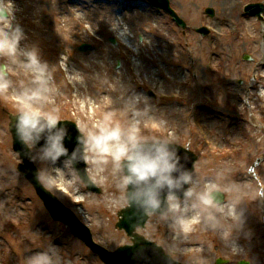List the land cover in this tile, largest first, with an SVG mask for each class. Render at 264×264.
Listing matches in <instances>:
<instances>
[{
	"label": "rangeland",
	"instance_id": "rangeland-1",
	"mask_svg": "<svg viewBox=\"0 0 264 264\" xmlns=\"http://www.w3.org/2000/svg\"><path fill=\"white\" fill-rule=\"evenodd\" d=\"M79 1L73 7L78 11L81 21L88 25L85 32L83 26L71 21L67 12L68 0L5 1L11 3L15 23H19L24 33L20 47L37 49L40 59L53 68L55 86L61 93L55 106H63L59 110L62 121L70 120V115L65 113L66 106L71 107V116L79 118L77 126H92L103 119L106 111L120 109L133 96L146 100L151 114L165 120L169 126L165 129L149 122L143 125L142 131L160 137L161 133L174 132L178 145L194 152L199 159L194 168L197 181L201 184L212 181L217 191L225 195L224 203L237 206L236 211L240 215L236 224L234 218L219 209L214 210L224 227L232 229L228 241L221 238L219 231L201 223L191 238L178 234L176 239H171L172 245H168V248H195L198 251V256L180 260L184 264H214V260L219 257L232 258L234 264L241 260L250 264H264V212L256 182L249 174L254 160L264 155V90L258 88L255 92L257 99L251 103L235 99V91L240 87L238 84L243 79L246 83L253 69L252 63L243 61V55L251 54L259 64L258 70H262L261 65L264 64V27L255 19L243 17V6L249 0H168L190 27L188 34L192 48L189 52L184 47L181 31L168 15L149 7L145 2L125 6L117 0ZM206 9L214 11L213 19L205 15ZM60 19L65 21L62 26L58 25ZM227 19L237 23L240 35L237 33L226 37L229 29ZM29 21L35 23V27H30ZM200 25L213 27L224 37L216 35L202 38L194 32ZM112 33H119L128 40L134 54L129 55L122 46H112L109 41V37H113ZM140 38L146 44L141 43ZM84 44L92 50L80 52L78 48ZM154 60L160 62L162 67L159 70L170 77L169 81L159 78ZM170 61L173 64L168 67L166 63ZM191 62L195 64L199 77L197 80H193L188 73ZM206 62L211 64L213 75L206 70ZM61 63L67 74L73 75L69 77L76 87V92L71 93L76 98L72 100L68 99L69 92L59 70ZM138 74L139 79L143 77L155 90L157 88L158 93L172 91L186 97L188 102H168L159 106L156 100H149L143 90L138 93L134 91L137 89L131 77H138ZM9 77L14 82H26L28 79L22 71L10 72ZM212 79L219 80V83L213 86L209 95L220 102V110L226 109L227 100H232V104L237 102V112H242V117L251 120V123H240L236 113L229 110L226 114L230 117H223L218 116L215 110L204 108L198 87ZM83 97L90 98L94 103H81ZM142 104H139L140 108L145 106ZM17 108L11 93L0 92V237L5 233L6 239V242L0 240V263L26 264L27 257L51 248L59 258V264H101L70 236L65 226L49 219L32 188L16 172L11 161L14 154L7 129V114H16ZM192 112L197 115L195 123L206 125L212 133V142L228 149L232 152L231 156L221 154L220 158H215L204 152L206 149L202 148L201 132L196 131L198 125L196 127L194 124L195 117L189 121L185 119ZM154 128L158 131L149 132V129ZM254 173L260 175L261 184L264 185V163L256 167ZM93 177L104 186V195L89 192L84 185L75 188L57 185L56 191L46 188L80 221L91 226L99 243L110 250L118 245L132 246V240L114 228L118 220L117 213L126 206L111 202L113 194L117 192L111 166H106L102 173H93ZM242 196H248L249 200L241 199ZM82 199L83 203L75 205ZM222 218H226L227 222L222 221ZM17 220L24 224L19 230L11 229V224ZM163 223L164 219L150 215L145 226L137 229L136 234L162 246ZM171 229L177 231L172 226ZM217 234L222 240L215 238ZM233 248L237 251L233 252ZM157 259L154 255L153 259L146 256L141 261L144 264H170L160 254H157Z\"/></svg>",
	"mask_w": 264,
	"mask_h": 264
},
{
	"label": "clouds",
	"instance_id": "clouds-1",
	"mask_svg": "<svg viewBox=\"0 0 264 264\" xmlns=\"http://www.w3.org/2000/svg\"><path fill=\"white\" fill-rule=\"evenodd\" d=\"M23 39V30L14 24L11 3L0 0V92L11 93L18 105L15 138L31 154L33 163L41 165L36 179L42 186L53 191L57 185L87 186L88 177L82 175L77 164L91 165L86 171L94 174L111 166L117 187L112 203H123L144 217L159 216L180 233L202 223L219 231L221 238L228 241L232 229L224 227L214 210L234 218L237 224V206L221 204L212 181L201 184L193 172L184 168L171 147L177 144L174 132L160 137L142 131L149 122L165 129L169 125L152 115L147 101L141 97L133 96L120 109L106 111L103 119L92 126L78 125L75 146L70 151L65 143L71 139L68 126L62 123L55 107L61 93L55 86L53 68L40 59L37 49L20 47ZM17 71L27 75L26 82L10 79L9 73ZM64 71L68 77L73 76L65 68ZM85 101L94 103L88 97L81 103ZM141 103L143 108L138 107ZM117 112L125 117L123 123L113 122ZM26 264H59V258L50 248L27 257Z\"/></svg>",
	"mask_w": 264,
	"mask_h": 264
},
{
	"label": "water",
	"instance_id": "water-1",
	"mask_svg": "<svg viewBox=\"0 0 264 264\" xmlns=\"http://www.w3.org/2000/svg\"><path fill=\"white\" fill-rule=\"evenodd\" d=\"M149 1L151 2L152 5H158V4L161 5L160 0H149ZM10 128H11V131H12L13 136H14V128H15V120H14V117H11ZM16 143H18L17 140H16ZM32 173H34L33 170H32ZM32 173H31V174H32ZM30 177H32V175H31ZM35 187H36V189H38V185H37V183H35ZM38 191H39V193H40V188L38 189ZM52 214H53V213H52ZM117 227H118V228L125 227V224H124L123 221H122V222H120V223L117 225ZM139 245H140V244H138V246H139ZM113 259H114V261H115V260H117V257H114Z\"/></svg>",
	"mask_w": 264,
	"mask_h": 264
},
{
	"label": "bare ground",
	"instance_id": "bare-ground-1",
	"mask_svg": "<svg viewBox=\"0 0 264 264\" xmlns=\"http://www.w3.org/2000/svg\"><path fill=\"white\" fill-rule=\"evenodd\" d=\"M125 43V42H124ZM126 44V43H125ZM128 44V45H127ZM127 46H129V47H131L132 48V46L130 45V43L128 42V40H127ZM75 86V85H74ZM104 195V194H103Z\"/></svg>",
	"mask_w": 264,
	"mask_h": 264
}]
</instances>
